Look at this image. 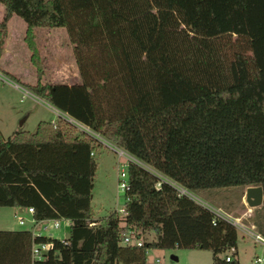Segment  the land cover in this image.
I'll return each mask as SVG.
<instances>
[{
	"label": "trees",
	"instance_id": "16d2710c",
	"mask_svg": "<svg viewBox=\"0 0 264 264\" xmlns=\"http://www.w3.org/2000/svg\"><path fill=\"white\" fill-rule=\"evenodd\" d=\"M0 3V53L9 16L26 24L37 78L27 89L192 191L260 184L254 223L264 235V28L257 24L264 0ZM55 26L72 44L76 83L39 81L32 29ZM95 145L60 119L0 132V204L70 219L63 239L0 229V264H145L150 246L206 247L212 264H238L231 222L134 161L126 166L124 212L98 221L90 205ZM145 230L154 236L136 243ZM47 239L52 247L32 258L31 242Z\"/></svg>",
	"mask_w": 264,
	"mask_h": 264
},
{
	"label": "rangeland",
	"instance_id": "374dc122",
	"mask_svg": "<svg viewBox=\"0 0 264 264\" xmlns=\"http://www.w3.org/2000/svg\"><path fill=\"white\" fill-rule=\"evenodd\" d=\"M257 24L264 28V13L257 19ZM8 26L7 49L10 54L3 57L0 66L21 75L24 79L31 80L33 70L29 67L26 51L21 44L19 35L21 24L13 19ZM33 34L42 64V73L45 76L44 82H69V84L78 82V77L76 78L77 69L72 54V44L68 40L64 28L59 26L49 29L39 28L34 29ZM260 42V54L263 60L261 62H263L262 66L264 67V41ZM33 69L35 72L34 67ZM1 72L2 70H0ZM0 76V126L3 134H9L11 129L33 131L38 120H54V122L57 119L63 120L56 116L51 107L43 101H36L31 98L33 94L30 91H27L28 94H26L21 89H17L10 83L5 82L2 78H6L4 73H1ZM12 81L15 82L14 80ZM15 83L26 88L24 83L19 81ZM73 128L74 131H77L75 127ZM93 157L96 166L92 178L90 205L93 215L98 217V221H102L114 206H119L123 203V193L116 189L115 182L116 163L125 160V157L101 143H96L93 148ZM245 186V184H232L206 187L194 191L191 190L192 192L190 193L217 206L221 211L238 217L239 222L250 229L256 230L254 221L258 216V212H260V208L259 205L247 204L244 199ZM24 215L27 216L26 213ZM27 225V221L23 223L16 222L11 206L0 204V226L26 227ZM39 228V225H35V229ZM67 229L68 225L65 222H61L57 228H52L51 230L42 229V231H44L43 233L51 231L52 236L61 237L67 234ZM153 236L152 230H145L141 237H137V239H150ZM236 236L238 264H252L250 257L254 252L264 254V247L257 242L254 244L251 236L242 234L239 229H236ZM171 254H175L176 257H171ZM145 264H212V252L209 248L196 246H150L146 250Z\"/></svg>",
	"mask_w": 264,
	"mask_h": 264
},
{
	"label": "built area",
	"instance_id": "2783aa9c",
	"mask_svg": "<svg viewBox=\"0 0 264 264\" xmlns=\"http://www.w3.org/2000/svg\"><path fill=\"white\" fill-rule=\"evenodd\" d=\"M0 75H1V73H0ZM2 78L4 79L5 82L10 83L15 88L21 89L23 92L28 94L27 90L22 88L17 83H15V82L12 83V81L9 80L7 77L6 78L2 77ZM49 107H51V110L55 113L56 116L62 118L64 121L69 123L72 127H75L77 129V132H82L84 135H87L91 139H93V141L95 143H101V144L107 145L110 148H112L115 152H117L118 154L124 155L125 160H123L119 163H116V171L117 172H116V182H115L116 183V189L119 191H122V193H123V191L127 185V170H126L127 163L129 161H134V162L142 164V165H144V164L139 159H137L134 155H132L131 153H129L128 151L123 149L121 146H119L118 144L114 143L113 141H111L110 139L105 137L104 135H101L99 132L93 130L87 124L82 123L81 121L71 117L70 115L66 114L65 112L61 111L60 109H58L52 105H49ZM50 124L52 126H54L55 125L54 120L50 121ZM89 153L92 154L93 150L90 149ZM144 166H146L151 171H153L155 174H157L161 179L172 184L178 190L179 193H185V194L189 195L195 201H197L198 203H200L203 206H205L206 208H208L213 213L214 216L222 217V218L226 219L227 221L231 222L235 226L236 229H239L240 231H242V234H247V235L251 236V238L255 242H257L258 244H260L261 246L264 247V235H262L259 231L255 230V229H250L246 225L239 222L238 217L231 215L227 212H223L217 206H215V205H213V204H211V203H209L203 199L198 198L197 196H195V194L190 193V192H192L190 189L186 188L185 186L181 185L180 183L162 175L161 173L155 171L154 169H152L151 167H149L147 165H144ZM158 182L159 181H157L156 184H158ZM123 198H124V200L126 199L124 194H123ZM124 200H123V203H124ZM123 203L119 206H114L113 209L115 211H117L118 213L124 212ZM24 207L32 215V211H33L32 205L28 204V205H24ZM214 216L212 217V221H214ZM17 221L22 222L23 216L18 214L17 215ZM31 221H32L31 225L28 229L30 230V232L32 234L51 235V231H47V232L43 233L44 231H42V229L51 230L52 228H57L60 226L61 222H65L68 225L70 219H69V217H66V216L36 218L32 215ZM35 225H39L41 229L40 228L35 229ZM129 234H130V231L127 233H124L122 236V240L126 241L127 239H129ZM56 237H58V236H56ZM63 237L64 236H61L58 238L63 239ZM133 240L136 243H140V241H141V240L137 239V237H135ZM50 247H52V241L49 239H47V240H33L31 242V245H30V255L32 258H40L47 252V250ZM233 248H234L233 245H230L227 248V250L225 251L224 257L226 259L230 258V256H231L230 252L233 250ZM250 261L252 262V264H264V254L254 252L250 257Z\"/></svg>",
	"mask_w": 264,
	"mask_h": 264
},
{
	"label": "crops",
	"instance_id": "0c3cea01",
	"mask_svg": "<svg viewBox=\"0 0 264 264\" xmlns=\"http://www.w3.org/2000/svg\"><path fill=\"white\" fill-rule=\"evenodd\" d=\"M3 11H4V7H3V5L0 3V18H1V16H2V14H3ZM13 19H15V20H17L20 24H21V32H20V37H21V44L23 45V47L25 48V51H26V55H27V58H28V63H29V67H31V69L33 70V72H32V74H31V76H32V79L31 80H27V79H24L21 75H19V74H17V73H15V72H12L11 70H8L6 67H2V66H0V70H2V72L1 73H4V76H6L8 79H10L11 81L12 80H14L15 82L16 81H19V82H21V83H28V84H34L35 82H36V73L34 72V69H33V65H31V63H30V60H29V54H30V51H29V49L27 48V45H26V43L24 42V40H23V36H24V31H25V27H26V24H25V22L22 20V18L21 17H19L18 15H16V14H14V13H12L10 16H9V18L6 20V23H5V27H6V33H5V37H4V41H3V47H2V50H1V53H0V62L2 61V59H3V57L4 56H6L7 54H10V52H8V49H7V41H8V37H9V22L11 21V20H13ZM55 27H57V26H55ZM60 27V26H59ZM39 28H42L43 29V27H33V32H34V29H39ZM46 29H49V28H51V27H45ZM63 28V27H62ZM78 77V74H77V76H76V78ZM44 80H45V76H44V74L42 73L41 74V76H40V78H39V81L41 82V83H43L44 82ZM78 80H79V77H78ZM77 80V81H78ZM13 82V81H12ZM61 83H66V84H69V82H61ZM72 84V83H71ZM21 86V85H20ZM22 87V86H21ZM23 88V87H22ZM24 89H26L28 92L30 91L29 89H27V88H24ZM31 92V91H30ZM32 94H33V96H31V98H33V99H35L36 101L37 100H39V101H43L46 105H51L49 102H47L46 100L44 101V99L43 98H41V97H39V96H37V95H35L33 92H31ZM39 121H45V120H38L37 122H36V125H35V127H34V129H33V131L35 130V128H36V126H37V123L39 122ZM14 130H16V129H11V131H10V133L9 134H6V135H10L11 134V132L12 131H14ZM0 132H1V135H3V136H6L5 134H3V131H2V129H1V126H0ZM6 205H9V206H11L12 208H13V216L15 217V219H16V222L17 223H23V222H25V221H27L28 222V225L26 226V227H6V226H0V229H17V228H29L30 227V225H31V213L28 211V210H26V208L24 207V205H14V204H6ZM24 213H26V215L27 216H25L24 215ZM18 214H20V215H22L23 216V221L22 222H18L17 221V215ZM59 237V236H58ZM252 242L255 244V241L252 239Z\"/></svg>",
	"mask_w": 264,
	"mask_h": 264
},
{
	"label": "water",
	"instance_id": "95a60500",
	"mask_svg": "<svg viewBox=\"0 0 264 264\" xmlns=\"http://www.w3.org/2000/svg\"><path fill=\"white\" fill-rule=\"evenodd\" d=\"M244 199L249 205H259L262 201V188L260 184H247L244 190ZM175 258V254H171Z\"/></svg>",
	"mask_w": 264,
	"mask_h": 264
}]
</instances>
